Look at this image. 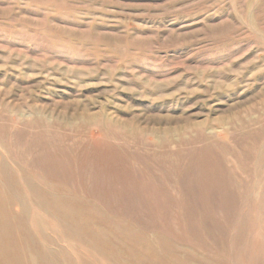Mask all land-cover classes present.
Returning <instances> with one entry per match:
<instances>
[{"label": "rangeland", "instance_id": "rangeland-1", "mask_svg": "<svg viewBox=\"0 0 264 264\" xmlns=\"http://www.w3.org/2000/svg\"><path fill=\"white\" fill-rule=\"evenodd\" d=\"M0 264H264V0H0Z\"/></svg>", "mask_w": 264, "mask_h": 264}]
</instances>
